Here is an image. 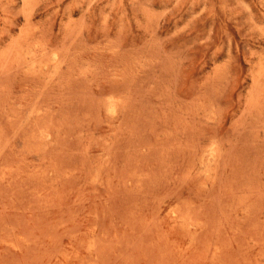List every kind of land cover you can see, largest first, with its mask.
<instances>
[{
	"label": "rangeland",
	"instance_id": "1",
	"mask_svg": "<svg viewBox=\"0 0 264 264\" xmlns=\"http://www.w3.org/2000/svg\"><path fill=\"white\" fill-rule=\"evenodd\" d=\"M0 264H264V0H0Z\"/></svg>",
	"mask_w": 264,
	"mask_h": 264
}]
</instances>
